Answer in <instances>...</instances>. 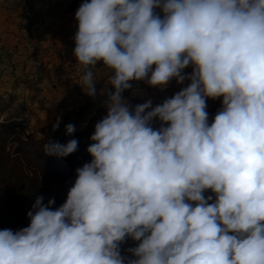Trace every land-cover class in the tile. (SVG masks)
I'll list each match as a JSON object with an SVG mask.
<instances>
[{
  "label": "clouds",
  "instance_id": "9594fccd",
  "mask_svg": "<svg viewBox=\"0 0 264 264\" xmlns=\"http://www.w3.org/2000/svg\"><path fill=\"white\" fill-rule=\"evenodd\" d=\"M74 18L78 84L106 114L64 202L38 196L27 226L0 229V264H264V0H83ZM173 79L188 83L155 106L122 95Z\"/></svg>",
  "mask_w": 264,
  "mask_h": 264
},
{
  "label": "trees",
  "instance_id": "16d2710c",
  "mask_svg": "<svg viewBox=\"0 0 264 264\" xmlns=\"http://www.w3.org/2000/svg\"><path fill=\"white\" fill-rule=\"evenodd\" d=\"M70 1L14 0L11 5L6 6L10 11L17 7L21 8L22 20L18 21V25L20 28H28L30 34L35 37L41 34L31 29L35 27L33 26L35 22H38L39 27L46 31H51V33L56 31L57 22L63 18L65 12L70 10ZM156 11L159 12V9ZM43 13L50 16L48 21L42 17ZM31 43L34 51L40 55L45 56L46 52L49 53V46L40 44H36V46L33 41ZM3 55L4 49L0 46V63L4 60ZM31 56L33 54L27 52L25 59L30 61L33 58ZM36 63L38 69L32 77H28V73L23 70L14 75L11 89L0 84V229L16 230L27 226L26 213L38 196H43L45 203L48 199L53 198L55 201L51 206L53 209L64 202L67 191L74 182L75 169L91 160L86 147L92 141L89 139V131L85 130L81 123L87 119L88 113L92 115L96 113L107 99V94L100 97L87 109L86 113L78 114L75 120L67 121L58 116L59 126L53 130L52 124L56 121L57 116L52 114L56 112L57 107H47L42 98L37 96V84L41 75L39 71H43L45 62L38 61ZM96 66L102 65L98 63ZM138 82H141L142 87L147 84L146 80L134 81V83L130 81L132 86L129 89H139ZM19 85L22 86V89ZM108 90H112L111 85ZM34 99L46 113L44 123L38 128L39 135L37 137H32V134H26L17 129L20 124V113L29 112V102ZM217 100V106L209 113V122L220 108V98ZM128 104L131 109L137 103L133 101ZM104 111L106 112V110ZM93 120L94 117L91 116L90 121ZM69 123L74 125V131L70 136L65 132V125ZM72 138L77 139L78 147L76 151L66 157L48 155L42 151L43 144L48 141L65 143ZM204 194L207 196L212 193L207 190ZM137 243L138 241L126 238L120 245L122 255L130 256L131 254L125 250L136 246Z\"/></svg>",
  "mask_w": 264,
  "mask_h": 264
},
{
  "label": "rangeland",
  "instance_id": "374dc122",
  "mask_svg": "<svg viewBox=\"0 0 264 264\" xmlns=\"http://www.w3.org/2000/svg\"><path fill=\"white\" fill-rule=\"evenodd\" d=\"M13 1L0 0V46L4 49V60L0 63V84L7 89H11L14 75L24 70L28 73V77H32L38 69L36 62L43 61L45 66L43 71H39L41 75L37 84V96L42 98L47 107H57L56 112L52 115L59 116L67 121L75 120L78 114L86 113L87 109L96 100L105 95L89 96L78 84L79 77L84 71L88 70L77 63L73 55L75 46L73 37L77 30V21L74 18V14L83 0L70 1V10L65 12L63 18L57 22L58 25L55 32L46 31L39 27L38 22H35L33 25L35 27L31 29L41 33L35 37L30 34L28 28H20L18 25V21L22 20L21 8L17 7V9L12 11L7 8L8 6L6 5H11ZM42 17L45 21L50 19L47 13H43ZM33 35H35L34 32ZM31 41L35 45L49 46V53L46 52L45 56L40 55V53L34 51ZM27 52L33 54L31 56L33 58L30 61L25 59ZM89 67L95 78H101L95 84L99 93V90L105 86L110 70L104 66ZM183 71L185 73L190 72L191 67H187ZM132 82L134 83V81ZM138 83L139 89H127L122 93L123 97L126 98L127 102L136 101L137 104L144 103L150 99L153 106H155L165 98H170L181 87L186 86L188 81L181 85L177 84L175 79H173L162 90L157 86L148 84L145 85V89V87L141 86V82ZM19 87L22 89L21 85ZM217 99L206 98V111L208 113L217 106ZM29 108V112L20 113V124L17 129L23 133L32 134V137H37L39 135L37 132L38 128L44 123L46 113L41 109L36 99L30 100ZM104 110H106L105 104L93 115L88 113L87 119L81 123V126L89 131L90 135L94 131V124L106 114ZM91 116L94 117L93 121H90ZM159 124L160 122L154 119L152 126L156 128L159 127ZM82 140L84 141L85 139L83 138Z\"/></svg>",
  "mask_w": 264,
  "mask_h": 264
}]
</instances>
